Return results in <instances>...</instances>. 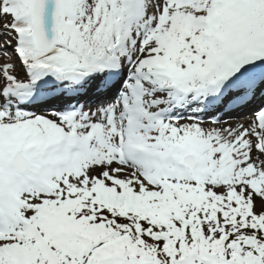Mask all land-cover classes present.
Returning <instances> with one entry per match:
<instances>
[{"label": "snow or ice", "instance_id": "1", "mask_svg": "<svg viewBox=\"0 0 264 264\" xmlns=\"http://www.w3.org/2000/svg\"><path fill=\"white\" fill-rule=\"evenodd\" d=\"M0 264H264V0H0Z\"/></svg>", "mask_w": 264, "mask_h": 264}]
</instances>
